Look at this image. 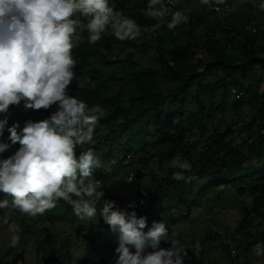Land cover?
<instances>
[{"label": "trees", "instance_id": "1", "mask_svg": "<svg viewBox=\"0 0 264 264\" xmlns=\"http://www.w3.org/2000/svg\"><path fill=\"white\" fill-rule=\"evenodd\" d=\"M240 1L237 10L220 16L219 12L228 6L226 0L223 4L210 0L206 10L188 13L181 11L177 0L179 11L189 19L173 29L166 26L172 16L157 21L146 15L149 0H135L129 8H125L124 0L111 3L136 22L141 35L121 41L111 34L112 30H106L95 44L81 39L72 52L77 64L68 87L70 96L84 101L89 108L99 106L103 110V115L97 114L92 141L75 150L77 157L91 150L99 159L101 166L93 170L92 181L102 177L104 166L115 159L112 165L116 174L128 168L138 179L150 181V187L146 185L128 200L147 195L150 201H164L173 209L197 204L211 186L231 185L245 207L235 229L243 238L238 256L257 244L264 248V10L259 7L264 0ZM74 18L86 20L79 14ZM158 22L161 27L154 30ZM119 42L124 45L123 51L127 46L132 48L126 68L115 54ZM148 50L154 51L153 62L157 65L139 67L133 57ZM31 110L34 116L48 119L57 111V105ZM19 121L10 122V126L18 123L20 131L26 122ZM0 143L8 145L0 153V160L9 158L20 147L9 137ZM177 158L187 161L190 170L174 167L172 161ZM181 171L185 178L192 177L190 182L173 179V174ZM244 196L250 197L248 204ZM13 199L0 192V201L9 202L8 208H0V216L18 210L12 207ZM132 211L147 218L145 233L153 222L162 223V218L152 219L146 211ZM54 217L45 211L34 218L54 222ZM104 226L101 223L94 235H82L86 252L74 264H115L118 233L105 234ZM44 230L52 236L50 229ZM49 237V247L43 240L36 244L40 258L33 264H52L63 252L64 245L57 247V240L52 243ZM204 238L214 247L219 246L215 244L220 238L217 232L210 230ZM221 246L226 251L225 262L207 259L199 264H236L228 246ZM66 249V260L70 261L71 252ZM13 250L10 247L0 252V264H18L20 260L27 264L24 254L15 255Z\"/></svg>", "mask_w": 264, "mask_h": 264}, {"label": "clouds", "instance_id": "2", "mask_svg": "<svg viewBox=\"0 0 264 264\" xmlns=\"http://www.w3.org/2000/svg\"><path fill=\"white\" fill-rule=\"evenodd\" d=\"M209 2L201 0L202 4ZM224 2L215 0L216 4ZM259 7L264 10V2ZM168 12L163 0H149L147 16L161 21ZM77 14L87 22L74 18ZM188 19L176 11L166 26L173 29ZM109 27L121 41L141 35L136 22L116 10L110 0H0V114L22 101L25 110H47L57 105V111L48 119L28 120L20 131L18 123L7 128L11 142H18L20 147L9 158L0 160V192L13 196L12 207L30 217L42 215L64 200L76 216L91 219L105 195L101 182L90 179L93 170L101 166L99 159L91 150L78 157L75 151L78 145L92 141L97 114L103 115V110L99 106L89 108L84 101L70 96L68 87L77 64L72 52L82 39L77 30H86L89 43L95 44ZM160 27L158 22L154 30ZM7 124L8 115H4L0 137ZM7 148V144L0 143V153ZM172 165L181 170L191 168L178 158ZM173 179L190 182L192 177L185 178L181 171L174 173ZM8 207L7 200L0 201V208ZM128 207L135 205L130 203ZM99 211L110 230L118 233L115 264H184L187 249L175 233L169 235L164 223L153 222L145 233L147 218L137 217L135 211L121 210L109 200ZM9 230L13 233L10 246L15 247L20 229L12 224ZM161 241L170 242L171 247L161 248ZM149 248L152 251H146ZM195 248L198 251L199 244ZM254 251L256 256L264 255L259 244Z\"/></svg>", "mask_w": 264, "mask_h": 264}, {"label": "rangeland", "instance_id": "3", "mask_svg": "<svg viewBox=\"0 0 264 264\" xmlns=\"http://www.w3.org/2000/svg\"><path fill=\"white\" fill-rule=\"evenodd\" d=\"M120 0H110V4H120ZM135 0H124L125 8H129L135 5ZM180 9L182 12H197L202 9L206 10L208 4H202L201 0H178ZM228 6L224 7L219 12L220 16L227 15L229 12L235 11L239 8L240 0H226ZM256 1V0H255ZM86 23L87 21H82ZM243 24V23H242ZM262 26L258 27L261 29ZM259 29V30H260ZM107 30L111 31L109 27ZM201 30V29H200ZM200 30H197L196 34H199ZM78 34L82 37V40H87L89 33L86 30H77ZM129 40V39H128ZM124 45L122 42L116 43L115 54L116 57H120L123 66L126 68L129 65L127 57L128 51L132 50L130 46H127L123 51ZM155 53L153 50H148L144 54H137L133 59L137 60L139 67H145L149 64L154 66L157 63L153 62ZM118 84V83H117ZM90 87L95 88V84H89ZM117 88V85H115ZM105 95L104 92H102ZM4 115H8V124L5 131L10 126V122L19 120L34 122L44 120L43 117L34 116L31 109L25 110L23 101L19 105H11L8 113L0 114V119L4 118ZM219 116V115H217ZM235 129H240V125H237ZM0 141L4 137H9L10 133L6 132ZM116 160H112L108 165H105L102 177H97L95 181L101 182V190L105 195L101 198V201L96 205L97 214L91 219H81L74 213L73 207L64 200H59L56 206L47 210V212L53 214L54 222H49L45 219L36 220L34 217H30L19 210H13L7 214L0 216V252L5 253L10 246V239L13 233L9 230V226L15 224L20 231L16 233L20 237V244L14 247L13 253L19 255L24 254L27 264H33L36 260H39L40 256L36 252V244H39V240H43L44 246L49 247L48 232L45 228L50 229L52 236L50 240L54 243L57 240V247L63 246V252L59 253L56 257V261L52 264H74L75 259L85 254V244L82 240V235H94L97 232V228L101 223L105 224L102 227V231L105 234H110V226L106 224L100 216V208L103 206L105 200L114 201L117 208L132 212L128 209V198L136 193L138 190H144L145 186L150 187V181H143L138 179L136 174L132 171L125 170L116 174L114 164ZM113 162V163H112ZM129 175L133 176V179H129ZM94 182V181H93ZM150 194V191H146ZM150 196V195H149ZM75 199V197H73ZM151 196L149 197L150 200ZM243 199L246 204L250 201V197L244 196ZM63 202V203H62ZM67 204L65 205L62 204ZM196 203V202H195ZM244 206L236 198V190L229 184H217L211 186L207 191H204L198 199V203L190 208H172L168 203L158 202L154 203L150 201L148 208L146 209L152 219L162 218L169 235L175 233V236L187 249V256L184 257V264H199L200 262H206L207 259L217 260L220 263L225 262L226 251L222 250V244L227 245L231 250V255L236 260V264H264V255L256 256L255 247L251 249L247 254H241L238 256V246L242 243L243 238L240 234L236 233L235 229L239 220L244 215ZM115 210V209H114ZM138 217V216H137ZM7 219L8 223L5 224L4 220ZM37 224V226L35 225ZM151 225V224H150ZM43 228V231H41ZM217 232L220 236L219 240L215 244H219L218 247H214V243L205 240L204 235L209 231ZM30 234L33 239L30 240ZM27 242V243H26ZM26 243V244H25ZM199 244V250L197 251L195 245ZM69 248L71 252L70 261L66 260L65 249ZM161 248H170V242L161 241ZM214 247V248H213ZM67 250V249H66ZM146 251H152L151 248ZM13 254V255H14ZM201 255H204L200 257ZM238 256V257H237ZM200 257V258H199ZM18 264H24L23 260H20Z\"/></svg>", "mask_w": 264, "mask_h": 264}, {"label": "built area", "instance_id": "4", "mask_svg": "<svg viewBox=\"0 0 264 264\" xmlns=\"http://www.w3.org/2000/svg\"><path fill=\"white\" fill-rule=\"evenodd\" d=\"M163 3L165 6H167L169 8V12L165 17H171L172 13L179 11V9H178L179 4H178L177 0H163ZM211 7L215 8V9H220L219 5L211 4ZM253 30L255 31L256 28L254 27ZM129 179L130 180L133 179V176L130 175ZM130 203L135 205L134 208H130V209L144 212V211H147L146 209L149 206L150 200H149V197L147 195H145V196H140V197L129 199L128 205Z\"/></svg>", "mask_w": 264, "mask_h": 264}]
</instances>
